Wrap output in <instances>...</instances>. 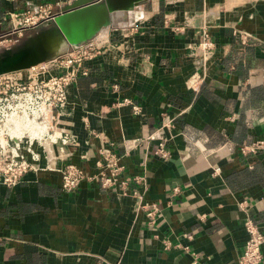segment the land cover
<instances>
[{
    "label": "crops",
    "instance_id": "crops-1",
    "mask_svg": "<svg viewBox=\"0 0 264 264\" xmlns=\"http://www.w3.org/2000/svg\"><path fill=\"white\" fill-rule=\"evenodd\" d=\"M70 1H0V28L38 6L54 19ZM89 44L100 53L69 86L58 125L76 143L54 147L55 165L92 176L109 143L121 179L144 183L123 195L84 180L66 193L41 161L0 186V264H236L246 217L264 237V150L240 152L264 142V0H147ZM134 192L157 206L153 224Z\"/></svg>",
    "mask_w": 264,
    "mask_h": 264
},
{
    "label": "built area",
    "instance_id": "built-area-1",
    "mask_svg": "<svg viewBox=\"0 0 264 264\" xmlns=\"http://www.w3.org/2000/svg\"><path fill=\"white\" fill-rule=\"evenodd\" d=\"M16 2L18 0H0ZM8 21L16 22L8 26L1 35L0 42H7L15 35L21 36L24 29L33 27L40 21L52 20L44 8L8 14ZM22 17V18H21ZM198 49L205 57L214 51L210 36L203 33ZM100 53L95 44H85L72 48L66 55L47 63L46 66H35L30 69L0 76V186L8 189L16 187L29 172L40 170L39 163L45 161L43 170L55 171L61 177V190L66 193L74 191L84 180L96 182L102 189L118 188L124 195L131 183H144V177L121 179L124 171L120 158L110 149L112 144L98 150L95 161L97 173L89 176L78 166L67 162L57 167L54 147L59 146L62 153L67 146L76 143L75 137L59 129V120L67 106L69 86L82 71V64ZM199 81L192 84L193 90L199 87ZM124 103H129L124 100ZM135 112L138 108L133 107ZM108 146V147H107ZM129 149L128 146H124ZM264 150V142L258 141L243 145L240 152L244 155L256 154ZM157 155L160 160H167L168 153L163 144H159ZM177 192V188L174 189ZM138 199V209L144 210L153 224L158 213L156 205H142L141 196L133 193ZM247 233L244 250L236 264H261V248L264 237L254 221L246 217L243 223Z\"/></svg>",
    "mask_w": 264,
    "mask_h": 264
},
{
    "label": "water",
    "instance_id": "water-1",
    "mask_svg": "<svg viewBox=\"0 0 264 264\" xmlns=\"http://www.w3.org/2000/svg\"><path fill=\"white\" fill-rule=\"evenodd\" d=\"M147 0H72L64 6L53 23L27 38L21 44L4 49L0 52V73L20 72L50 62L67 54L73 47L59 52L47 51L44 47L48 36L82 35L80 42L84 45L98 29L112 27L113 15L122 14L121 21L126 20V14ZM7 59V60H6Z\"/></svg>",
    "mask_w": 264,
    "mask_h": 264
},
{
    "label": "bare ground",
    "instance_id": "bare-ground-1",
    "mask_svg": "<svg viewBox=\"0 0 264 264\" xmlns=\"http://www.w3.org/2000/svg\"><path fill=\"white\" fill-rule=\"evenodd\" d=\"M131 14V13H130ZM123 18V12L122 14H117V15H113V24L114 25H118V23L122 22L121 19ZM121 18V19H120ZM110 28V27H109ZM107 26L105 27H101L100 29L97 30V32L91 36L90 40L88 42H85L84 44H89L91 42H94L97 40V38L106 30L109 29ZM82 38L84 39V36L82 35H73L71 34L70 36H48L46 39H45V49L47 51H55L56 49L59 51V52H63L67 49V46L70 44L72 45V47L74 49L82 46L83 44L80 42V40H82ZM7 60V59H6ZM44 63V62H43ZM42 64V63H41ZM40 65V64H39ZM1 75H5L4 74H1L0 73V76Z\"/></svg>",
    "mask_w": 264,
    "mask_h": 264
},
{
    "label": "rangeland",
    "instance_id": "rangeland-1",
    "mask_svg": "<svg viewBox=\"0 0 264 264\" xmlns=\"http://www.w3.org/2000/svg\"><path fill=\"white\" fill-rule=\"evenodd\" d=\"M27 10H29V9H27ZM26 10V11H27ZM22 18V17H21ZM8 19H9V17H8V15H7V17L5 18V20L7 21V24H8V26H11L12 24L13 25H15L16 26V22H18V21H16V22H12L11 21V23L8 21ZM4 22V20L3 21H1V23H3ZM5 23V22H4ZM53 23V20H48V21H40V22H38V24L37 25H35V26H31V27H29V28H27L25 31H23L22 32V35L21 36H17V35H15L14 37H11L12 39H10L11 40V42L10 41H7V42H3V43H1L0 44V52L2 51V50H4V49H8V48H13V47H15V46H17V45H19V44H21L23 41H25L27 38H29V37H31V36H34V35H36L39 31H41L43 28H45V27H47L48 25H50V24H52ZM0 27H2V25H0ZM6 30H7V28H5V29H1L0 28V37H1V35L3 34V33H5L6 32ZM5 39L3 38V39H1L0 38V42H2V41H4ZM92 43V42H91ZM85 45V44H84ZM101 50V49H100ZM66 55V54H65ZM64 56V55H63ZM47 63L48 62H44V63H42V64H40V65H38V66H46L47 65ZM6 75V74H5ZM1 76H3V75H1Z\"/></svg>",
    "mask_w": 264,
    "mask_h": 264
}]
</instances>
